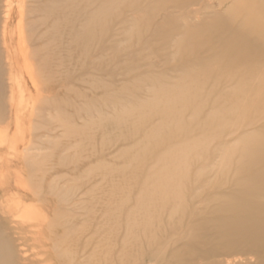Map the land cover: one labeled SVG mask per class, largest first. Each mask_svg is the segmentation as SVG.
<instances>
[{
	"label": "bare ground",
	"instance_id": "obj_1",
	"mask_svg": "<svg viewBox=\"0 0 264 264\" xmlns=\"http://www.w3.org/2000/svg\"><path fill=\"white\" fill-rule=\"evenodd\" d=\"M216 1L0 0V132L25 124L27 71L40 127L62 112L89 159L49 175L17 146L38 204L12 220L0 183V264H264V0Z\"/></svg>",
	"mask_w": 264,
	"mask_h": 264
},
{
	"label": "rangeland",
	"instance_id": "obj_2",
	"mask_svg": "<svg viewBox=\"0 0 264 264\" xmlns=\"http://www.w3.org/2000/svg\"><path fill=\"white\" fill-rule=\"evenodd\" d=\"M212 1L214 2V6L216 8H219L218 2L216 0H212ZM79 58H80V60H79ZM64 61H65V57L62 58V63ZM87 64L88 63L84 60V57L82 55V51L79 48H77L76 53L74 54V58L72 59V67L68 68L65 65L61 69V72H62L61 74H63V73L66 74L67 70H70V73L74 77L79 79L78 81H76V82L74 81V83H73V85H74L73 87L77 91L78 90L83 91V90H85L86 87H88V85L83 80V77L87 75V70H88ZM22 75H23L24 88H26L24 91L25 96H26V102L28 103L27 104L28 107L30 106L28 108L29 114L26 115V121H25V124H23L22 128L16 129L15 126H13V128L11 129V131L9 133V136H7V137H4V133L2 131L0 132V150H2V152L4 153V154H2V153L0 154V155H4V156H2V157H4V159L2 158L0 160V172L1 173L3 172L2 176L8 177L6 180L3 178H0V180H1L0 183H2V181L6 182L7 186L9 188L13 187L14 185L16 186V189L12 193H10V197H8L9 196L8 195L7 198L9 199L10 203H13V204L15 203L16 205L19 206V209L17 212L18 217L15 216L12 218V220L24 219L26 217L25 214H30L29 212L31 211V210L26 209V208L27 207L33 208L36 206V204H38V202L34 200V198L31 194H28V195L25 194L26 190L29 189V187L27 185L25 186L26 181H27V184H29V180H28L27 175L24 174V175H22L21 178H17V177H15V174H13L16 170L15 167H16V164H18V161H19V163L21 162L20 165L21 164L23 166L26 165V162L24 160L22 161V160H18V159L17 160L13 159V155H15L17 153V150H19V147H17V146L21 145L20 143L21 142L23 143V140H25L28 147H33L32 150L40 153L39 160L42 163L41 167H40L41 168L40 172H41V170H43V171H46L49 175H54V174L57 175L59 173L72 172L73 166L75 164L79 163L81 165L83 163H86L89 160V159H87V157L85 159L83 152L80 153L83 150V147L81 145H79V143H80L79 137L72 136L69 129H67L65 127L66 125L64 123L62 124L60 121L55 119V117H57L58 115L61 116L62 112L61 113H60V111H48V112H46V120L47 121H46V123H42L41 126L42 125L43 126L40 127V125H39L40 123H38L39 120L37 117L39 115V113H38V109L36 108L37 104L35 103V88H34L35 83L33 82L34 76L32 77L31 74L28 73L27 71H23ZM31 77H32V79H31ZM24 78H26V79H24ZM31 80H32V82H31ZM77 91H75V94L72 93L70 95V97L74 98L75 103L78 105L76 106V109H74V110H73V108H67V111H68L69 115L76 117L73 123L76 124V126L79 128V127H82L84 125V119H83V117L78 116L81 114V111H80L81 109H78V108H81V104H80L81 100H80V98H78V96L76 94ZM29 94H30V96H29ZM33 108H35V109H33ZM77 112L78 113L80 112V114H78ZM54 113H56L55 117L52 116ZM48 114H50L49 117H48ZM52 119H55V120L51 121ZM48 120H49V123H47ZM33 122H35V125ZM32 124H33V126H32ZM41 128H43V129H41ZM51 131H53V132H51ZM1 136H2V138H1ZM23 136H27V137L23 138ZM36 136H39L42 139H44V141H46L45 144L40 145L41 148L39 147V149L34 148V145H33L34 142H32L34 137H36ZM55 137L57 138V140ZM75 143H77V147L76 148L73 147V149L70 148L71 146H76V145H73ZM67 147H69V148H67ZM61 148L64 150H66V149H69V150H67L68 152L64 151V150H63L64 152H62ZM60 152L65 153L62 155L67 157V160L61 161L59 159V158H61ZM74 153H75V155H74ZM11 156H12V158H11ZM75 160L76 161L78 160V162L75 163L74 162ZM58 162H60V163H58ZM61 163H63V164H61ZM73 163H75V164H73ZM18 181H19V183H18L19 185L16 183ZM21 182H22V184H21ZM23 183H24V186H23ZM18 191H19V194H21V192L22 193L24 192L23 193L24 195H21V196L18 195ZM15 192H16V194H15ZM19 215L21 216V218H19ZM1 219L2 218H0V224H1L0 229L2 227L3 228L7 227L6 224H4L2 226L4 221ZM13 225H14V227H19L18 224L14 223V222H13ZM7 229H9V228H7ZM6 231L9 233V235H8L9 237H7V243H5V245L7 244V246H9L13 242L18 243V245H19V243H21L18 248H25V249L28 248V250L33 251V243L28 241L29 243L26 242V244H25L24 242H22L23 240H21V237H20L21 235L18 233L16 228L14 230L15 234L12 232L11 228L9 231L8 230H6ZM16 233H18V235ZM17 236H19V237L17 238ZM8 239L10 241H8ZM9 242H10V244H8ZM44 258L45 257H43V256L41 257V259H44ZM15 259L16 260L15 261L13 260V262L17 263L18 257H16Z\"/></svg>",
	"mask_w": 264,
	"mask_h": 264
}]
</instances>
